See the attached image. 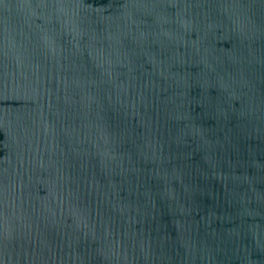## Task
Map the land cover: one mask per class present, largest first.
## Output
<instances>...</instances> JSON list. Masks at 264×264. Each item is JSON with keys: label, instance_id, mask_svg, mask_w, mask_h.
Segmentation results:
<instances>
[{"label": "water", "instance_id": "obj_1", "mask_svg": "<svg viewBox=\"0 0 264 264\" xmlns=\"http://www.w3.org/2000/svg\"><path fill=\"white\" fill-rule=\"evenodd\" d=\"M0 264H264V0H0Z\"/></svg>", "mask_w": 264, "mask_h": 264}]
</instances>
